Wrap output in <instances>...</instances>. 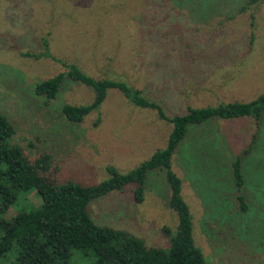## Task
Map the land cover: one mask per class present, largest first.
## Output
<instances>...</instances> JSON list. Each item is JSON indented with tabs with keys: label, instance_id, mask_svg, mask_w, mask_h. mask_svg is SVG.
Instances as JSON below:
<instances>
[{
	"label": "rangeland",
	"instance_id": "rangeland-1",
	"mask_svg": "<svg viewBox=\"0 0 264 264\" xmlns=\"http://www.w3.org/2000/svg\"><path fill=\"white\" fill-rule=\"evenodd\" d=\"M245 3L0 0V110L14 128L12 139L30 156L51 154L60 167L59 182L83 185L108 178L107 166L127 172L165 147L172 124L154 110L133 105L115 88L79 122H67L61 108L89 103V87L64 79L55 99L45 105L35 84L65 71L63 62L140 89L168 116L264 94V0L241 10ZM45 37L51 56L23 55L42 53ZM253 134L256 139L244 155ZM239 156L240 192L233 176ZM171 168L181 180L193 239L205 264H264V111L258 122L252 116L212 117L188 125ZM133 188L127 184L91 200V218L128 231L148 246L167 247L163 228L175 229L178 221L169 206L165 170L147 172L142 202L135 201ZM240 193L245 211L239 208ZM23 194L26 208L40 204L34 190ZM18 204L9 208L6 219L23 206ZM92 262L72 251L71 264Z\"/></svg>",
	"mask_w": 264,
	"mask_h": 264
},
{
	"label": "trees",
	"instance_id": "trees-1",
	"mask_svg": "<svg viewBox=\"0 0 264 264\" xmlns=\"http://www.w3.org/2000/svg\"><path fill=\"white\" fill-rule=\"evenodd\" d=\"M260 1L263 0H246L241 10ZM42 43L45 49L42 53L25 52L23 55L34 58L51 56L46 37ZM62 64L66 70L38 81L34 92L43 96L46 105L55 99L64 79L89 87L93 91L89 103L62 105L61 112L67 122L83 120L101 105L107 90L115 88L133 105L156 111L160 119L172 124V129L165 147L135 168L119 172L107 166L108 178L96 184L83 185L74 180L59 182L60 167L51 154L40 152L36 156L28 155L12 139L14 128L0 110V264H71L73 250L92 257V264H205L206 258L193 239L192 216L181 194V180L171 168L172 155L190 124L212 117L241 116H252L258 122L264 111V94L247 102L190 107L185 114L168 116L159 103L142 96L140 89L119 80L95 78L74 63ZM99 120L97 117L94 125ZM256 135L253 134L251 143L242 154L249 153ZM240 158L233 163L238 192L244 185ZM156 168L165 170L171 190L169 206L177 213L176 228H163L169 242L167 247L148 246L142 238L128 231L93 221L87 210L91 200L134 184V199L137 203L142 202L147 172ZM31 190L40 197V204L26 208L23 193ZM237 200L239 208L245 211L247 202L244 194L237 195ZM18 202L23 206L6 219L5 213Z\"/></svg>",
	"mask_w": 264,
	"mask_h": 264
}]
</instances>
